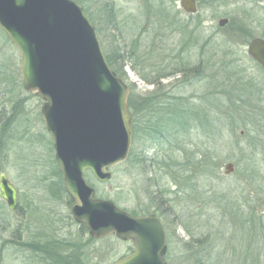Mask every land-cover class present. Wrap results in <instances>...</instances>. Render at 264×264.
Masks as SVG:
<instances>
[{
  "label": "rangeland",
  "instance_id": "rangeland-1",
  "mask_svg": "<svg viewBox=\"0 0 264 264\" xmlns=\"http://www.w3.org/2000/svg\"><path fill=\"white\" fill-rule=\"evenodd\" d=\"M76 1L95 25L103 52L126 55L116 66L138 103L144 107L153 94L172 95L204 114L203 126L196 122L170 137L134 134L131 156L111 168L109 181L86 172L96 195L134 215L162 218L170 264L208 262V253L226 249L225 257L238 263L264 264V136L258 134L264 135V114L253 123L245 112L253 105L248 99H264V74L252 69L247 54L251 29L264 28V0H197L195 14L181 0H162L170 18L161 0ZM222 18L228 19L223 26ZM197 65L200 71L186 78L175 72ZM240 97L246 98L243 113L237 111ZM43 103L24 89L21 53L0 27V174L16 187L20 203L16 212L0 196V264H48L58 245H44L39 256L30 249L34 245L18 244L29 240L32 228L48 241L78 243L77 250L62 245L64 264H112L132 253L133 245L115 236L93 239L72 218L73 203L62 190L53 138L41 117ZM229 162L234 170L226 174ZM192 239L204 241L199 254L186 250L197 245Z\"/></svg>",
  "mask_w": 264,
  "mask_h": 264
},
{
  "label": "water",
  "instance_id": "water-1",
  "mask_svg": "<svg viewBox=\"0 0 264 264\" xmlns=\"http://www.w3.org/2000/svg\"><path fill=\"white\" fill-rule=\"evenodd\" d=\"M195 13V0H181ZM227 18L219 20L221 26ZM0 27L21 53L23 86L44 101L41 117L54 142L55 159L74 201L73 219L94 238L115 234L134 250L112 264H169L161 219L134 215L96 196L86 178H112L111 168L126 161L134 135L128 103L130 87L109 65L96 27L76 0H0ZM249 53L264 66V40ZM234 170L225 166L226 174ZM0 196L11 210L18 190L0 174Z\"/></svg>",
  "mask_w": 264,
  "mask_h": 264
},
{
  "label": "trees",
  "instance_id": "trees-1",
  "mask_svg": "<svg viewBox=\"0 0 264 264\" xmlns=\"http://www.w3.org/2000/svg\"><path fill=\"white\" fill-rule=\"evenodd\" d=\"M166 5H167L166 1L161 0V2H159L160 9H162L163 12L165 11L166 14L165 16L167 18L168 17L170 18V16L172 15L170 13V9L166 7ZM105 55L110 67L120 77L123 78V74H121V70L117 68L116 64L118 60L119 61L121 59L124 60L126 55L118 56V57L117 56L113 57L108 54ZM200 68H201L200 65H197L195 67L181 66L178 67V69H176L175 72L183 75V77L186 78L188 73L190 72L191 74L198 73L196 71L197 70L200 71ZM132 69L135 70V72H138L135 66H133ZM152 73H155V71H153ZM139 74L149 84H152L154 86H158L160 84L158 81L149 78L150 76L148 74H142V73ZM158 76L163 78L165 76H168V74L160 73ZM153 96L156 98L159 97L158 94H153ZM156 98L147 101L143 107L142 103H138V101L133 98L132 93L129 94L128 103L134 118L133 124H134L135 135L141 132H146L148 136H150V138H155V137L165 138L166 136L170 137L172 134H179L182 131L185 132L186 129H189V127L196 122H198L201 126H203L201 116H203L204 114L201 113L199 110L190 109L188 107L189 105H187L184 98L175 97L172 95H167L166 97L162 96V98L160 97L159 99ZM131 154L132 152L130 151L129 157L131 156ZM173 167L174 166H172V168ZM143 169H145V167ZM147 171H150L149 168H147ZM59 175L61 177L60 172ZM62 190L65 194H67L64 184L62 186ZM70 203H73L72 199H70ZM160 208L162 207L160 206ZM163 212L166 216L169 215V212L166 209L165 211L163 209ZM82 228L85 229V227ZM191 241H195V240L192 239ZM195 242L197 245H194L193 247H191L192 245H185L187 247L186 250L187 251H190L191 249L196 250L197 253L199 254L200 249L197 246L203 244L204 241L199 239L196 240ZM228 251L229 250L226 249L224 254L218 253L216 255L212 254V252L208 253V260H209L208 262L204 261V258H202L200 260H197L195 264H247L245 262L243 263V261L242 262L240 261L241 263H238L236 261H233L232 258L228 259L227 257H225L226 252L229 253ZM191 252H195V251H191ZM240 258L241 257H238L239 260ZM65 260L68 259L65 258Z\"/></svg>",
  "mask_w": 264,
  "mask_h": 264
},
{
  "label": "flooded vegetation",
  "instance_id": "flooded-vegetation-1",
  "mask_svg": "<svg viewBox=\"0 0 264 264\" xmlns=\"http://www.w3.org/2000/svg\"><path fill=\"white\" fill-rule=\"evenodd\" d=\"M196 1V5H197V11L195 12V13H197L198 12V1L197 0H195ZM195 13H190V14H195ZM255 27V26H254ZM259 29L260 28H258V29H251V31H253L252 33H250L249 34V40H248V44H247V54H248V57H249V59H250V63H252V69H254V70H256V71H258V72H260V73H262V74H264V66L261 64V62H259L253 55H251L250 53H249V46L251 45V43L254 41V40H256V39H262V40H264V28H263V30L261 31V32H258L259 31ZM201 66H203V64L201 65ZM244 87L246 86H248V87H250V85H249V82H244V85H243ZM238 87H239V85H238ZM254 94H255V92H254ZM238 96H240V95H238ZM253 97H254V95H253ZM248 99V98H247ZM243 100V101H242ZM245 102H246V98H239V99H237V102L236 103H238V108H237V111L238 112H241V113H243V110L240 108V105H244L245 104ZM248 102L249 103H251L252 102V106H250L249 108H248V106H247V110L245 111L246 112V114H247V116L248 117H250V116H252V119H250V120H253V123H255V120H256V118H258V117H262V115L264 114V99H260V98H252L251 100L250 99H248ZM254 102H256V103H254ZM256 117V118H255ZM259 132V131H258ZM260 136H264L261 132H259L258 133ZM254 141V143L256 142V143H258V141H256L255 139L253 140ZM259 142H260V145H262L263 147H264V137L263 138H261L260 140H259ZM259 144V143H258ZM73 201V200H72ZM73 204H74V201H73ZM73 206V205H72ZM19 209H20V203H19V201H18V205H17V208H16V212L17 211H19ZM149 214H155V213H149ZM149 214H146V215H149ZM71 215H72V213H71ZM158 216V215H157ZM159 217V216H158ZM73 218V217H72ZM160 218V217H159ZM161 219V221H162V223H163V226L165 227V225H164V220L162 219V218H160ZM75 221V220H74ZM42 222V221H41ZM76 222V221H75ZM46 226L48 225V224H45ZM78 225H81L82 227H85L83 224H79L78 223ZM85 229H86V227H85ZM33 230V231H32ZM56 231H60V229H58V230H56ZM86 231H87V229H86ZM165 231H166V227H165ZM30 232V233H29ZM89 234V233H88ZM29 235V236H28ZM27 236L29 237V240L28 241H26V242H18V244L19 245H34L35 246V248H30V249H32V250H34L39 256H44L45 255V253H43V252H45V251H38V250H42V248L43 249H47L44 245H52L53 247L52 248H54V245H58V249H57V251H54L55 252V255H54V257H52L51 259H50V257L49 258H46L47 260V263L48 264H63L64 263V261H65V258H67V257H63L62 259H60V255L61 256H63L64 254H63V247L64 246H62V245H74V249L75 250H77L76 249V245H78V243H74L73 241L71 242V241H67L64 237H62V239H59V241H48L47 240V235L46 234H44L43 232H41V231H39V230H37V231H35L33 228L31 229V230H29L28 232H27ZM89 236L90 237H92L90 234H89ZM110 236H115V237H117L115 234H111V235H109V236H107V237H110ZM93 239H97V238H94V237H92ZM106 238V237H105ZM118 238V237H117ZM100 239H103V238H100ZM118 240H121V239H119L118 238ZM121 241H123V240H121ZM123 242H125V243H129V245H133V242L131 241V240H127V241H123ZM17 244V243H16ZM166 244H167V231H166ZM40 245H42V246H40ZM168 245V244H167ZM45 247V248H44ZM80 248V247H79ZM74 254H75V252H73ZM71 257V259H69V260H72L73 259V255H70ZM83 256L84 257H88L89 255L87 254L86 255V253H83ZM32 262V261H31ZM41 264H43V262L41 263Z\"/></svg>",
  "mask_w": 264,
  "mask_h": 264
},
{
  "label": "bare ground",
  "instance_id": "bare-ground-1",
  "mask_svg": "<svg viewBox=\"0 0 264 264\" xmlns=\"http://www.w3.org/2000/svg\"><path fill=\"white\" fill-rule=\"evenodd\" d=\"M130 93V92H129ZM129 97V96H128ZM168 262V261H167ZM169 263V262H168Z\"/></svg>",
  "mask_w": 264,
  "mask_h": 264
}]
</instances>
